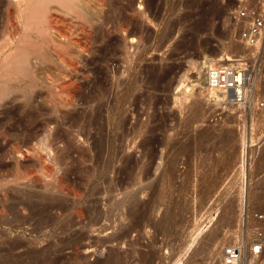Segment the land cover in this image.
I'll list each match as a JSON object with an SVG mask.
<instances>
[{
  "label": "rangeland",
  "instance_id": "374dc122",
  "mask_svg": "<svg viewBox=\"0 0 264 264\" xmlns=\"http://www.w3.org/2000/svg\"><path fill=\"white\" fill-rule=\"evenodd\" d=\"M168 1L145 23L149 42L120 60L110 52L106 77L90 65L74 74L82 87L72 85L71 104L59 85L68 72L54 67L40 74L39 112L0 115V264H101L116 249L117 264H209L218 255L206 250L227 235L249 244L259 227L264 237V38L250 46L240 36L252 22L244 13L264 10V0H196L195 14L164 40L163 30L183 15L170 14L176 0ZM5 32L2 16L0 38ZM244 55L251 60L247 104L210 103L203 62ZM54 118L64 121L74 146L88 149L89 161L72 149L57 162L66 143L53 140ZM98 141L104 149L97 160ZM30 196L55 197L62 208L42 215L24 207ZM115 233L121 242L111 240Z\"/></svg>",
  "mask_w": 264,
  "mask_h": 264
},
{
  "label": "bare ground",
  "instance_id": "6f19581e",
  "mask_svg": "<svg viewBox=\"0 0 264 264\" xmlns=\"http://www.w3.org/2000/svg\"><path fill=\"white\" fill-rule=\"evenodd\" d=\"M167 2L169 1L168 0H0V17L4 16L5 24H6V32L0 38V115L2 116V118L8 117L7 118L8 120L10 114H14V113H20L24 116V114L33 115L36 112H39L42 106L39 102H37L38 101L37 98L39 97V94L37 92V87L39 85L40 74L42 75V73H45L47 70L52 69L54 67H56L55 69L57 70L61 67V69L63 68L66 72H68L66 75H64L63 77L64 80L62 78L63 81L61 80V83L60 84L57 83V84L61 85V88H63L64 91L68 93V98L67 99L65 98L66 99L65 104H71L72 100L75 99L74 88L77 87L76 88L77 90L82 87V86L80 87V84L82 85V82L80 83V81L77 80L78 77L74 79L73 77L74 74L75 76L76 74H78L81 77L80 74H85L84 69L81 70V68L90 65L92 69L95 68L98 71L97 73H100L103 75V77H106L107 65L102 66V63L104 62L106 63L107 60H109L110 52L114 51V53L111 55V59L120 60V57L123 54H124L123 56H125V54L128 52L130 48L138 47V45L141 44L140 42H144V41L149 42L151 39L148 41L147 36L144 37L142 35L144 32H146L147 27L145 26L146 25L145 23L146 22L149 23V21H153V16H155V14H161V10L164 4ZM198 5L199 3L197 4L196 0H176L173 3H171V6L169 7L170 14H177V15L183 14V15L180 16L179 20H175L174 22L167 25L168 26L167 32L163 30V32L166 33L164 35V40L168 38L170 33H172V31L176 28V26L178 25L181 19L185 18L188 14H195L194 10ZM165 7L167 8V5ZM181 8H187L188 10H185L184 12L182 11L181 13V11H179ZM204 8L205 7H203V9ZM208 8L210 9V7ZM208 8L206 9L208 10ZM209 13L212 14L211 12ZM154 18H156V16ZM33 36H35L36 38H34ZM214 59L215 57L210 58V60H214ZM201 62L202 61H200L199 63L201 64ZM249 83L250 82L248 81V84L246 85L247 87L246 96L242 102H237V101L235 102L232 98L225 96L226 95L225 93L208 90L205 86L204 87L202 86L203 88L202 91L203 92L205 91L207 95L213 98V101L219 100L221 98L222 100L225 101V103L229 102L231 106L232 105L236 107L243 106L247 104V100L252 91V85H250ZM57 84H55L56 87H58ZM72 85H74V88ZM105 93H106L105 87L104 88L100 87L98 94L104 95ZM81 97L82 96H80V98ZM97 97L99 96L97 95ZM86 99L88 98L86 97ZM86 99L83 101L85 102ZM221 99L220 101H222ZM88 101L89 99L87 100V103L90 102ZM98 104H100L98 106L100 108L101 103ZM98 111L99 110L96 109V113ZM55 122L57 124L56 126L57 130L53 129L55 130V133L53 134V140L56 141L64 140V143H66L65 145L66 147L63 148L64 147L63 146L62 147L63 149L61 148L62 152L58 154V157L57 155H55L57 157L56 160H58L57 162L64 164V162H66L71 157L70 150L72 149L75 150V152L76 151L78 152L76 153L78 154V156L76 157H78L79 160L88 159L89 161L90 157L92 156H89L88 149H86V147L85 149L84 147L80 148L72 144L71 134L62 128L63 125L65 124L64 121L63 120L59 121L56 119L54 120V123ZM102 133L104 134V132ZM87 136L88 135H86V137ZM90 137L93 139L92 136ZM94 147L96 148L97 151V157L95 156L94 157L97 159L98 156H100V154L102 155L103 152L102 150L104 149L102 145V141L96 142ZM17 152H19V150H17ZM59 152L60 151H58V153ZM21 154L22 152L20 153V155ZM43 165H44V169L48 173H52L54 171V167L51 164L46 165L45 163ZM113 186L114 185H112V187ZM110 189L111 188H109V190ZM107 190L108 187L106 191ZM110 191H112V189ZM110 193L111 192H109V194ZM115 194L116 192L112 195ZM42 196H39V199L40 198L43 199V201H40L42 203L34 200L38 196L36 197L34 196L35 197L34 199H32V196H30V199L28 200V203H30L29 204L30 207L28 206L27 202L24 203V207L29 209L31 208L30 210L38 209V211L42 215L51 213L52 210L54 209L59 211L61 210L62 207L58 206L55 197L48 199ZM44 198L47 200L44 201ZM110 199H112V197ZM119 203L121 202L119 200H116L115 204L114 203L113 204L118 205ZM110 206H112V204H110ZM68 219H70L69 216ZM219 229H220L219 225L214 227L208 233V237L209 235H212L214 237L218 233ZM121 230L119 231L122 232ZM116 233L113 236H115ZM109 235H110L109 237H111V234ZM208 237L205 236L204 240L207 239ZM122 238H123L122 235H118L112 237L111 240L121 242ZM231 240H232L231 234L227 235L226 237L222 238V240L218 245L216 243V248L207 249L206 255L209 254V255L219 256L221 248L225 244H229ZM214 246L215 245H213V247ZM116 250H110L106 254L103 260L100 259L101 260L100 263L117 264L119 253ZM248 250L249 251L246 252V259L248 262H250L255 258V255L252 253L251 249ZM261 252L263 253V250H261Z\"/></svg>",
  "mask_w": 264,
  "mask_h": 264
},
{
  "label": "built area",
  "instance_id": "2783aa9c",
  "mask_svg": "<svg viewBox=\"0 0 264 264\" xmlns=\"http://www.w3.org/2000/svg\"><path fill=\"white\" fill-rule=\"evenodd\" d=\"M258 11V12H257ZM246 16L252 18V22L240 32L241 38L250 46L256 45L264 38V10H249ZM250 56L244 55L225 62L205 60L203 62L204 81L203 85L211 91L223 92L235 102H242L246 96L250 78ZM213 103V98L208 100ZM257 220L263 218V214H255ZM248 241L238 240L235 243L225 244L219 256L209 264H264V255L261 250L264 248V237L261 228L256 227L251 246ZM250 247L255 258L248 262L246 259V248ZM260 254V255H259Z\"/></svg>",
  "mask_w": 264,
  "mask_h": 264
}]
</instances>
